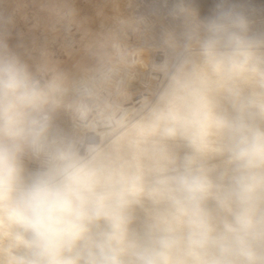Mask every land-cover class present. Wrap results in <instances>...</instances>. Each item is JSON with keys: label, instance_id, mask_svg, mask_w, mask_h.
I'll list each match as a JSON object with an SVG mask.
<instances>
[{"label": "clouds", "instance_id": "9594fccd", "mask_svg": "<svg viewBox=\"0 0 264 264\" xmlns=\"http://www.w3.org/2000/svg\"><path fill=\"white\" fill-rule=\"evenodd\" d=\"M166 15L161 83L133 114L104 93L123 95L147 17L98 34L80 80L0 35V264H264V30L230 0Z\"/></svg>", "mask_w": 264, "mask_h": 264}, {"label": "bare ground", "instance_id": "6f19581e", "mask_svg": "<svg viewBox=\"0 0 264 264\" xmlns=\"http://www.w3.org/2000/svg\"><path fill=\"white\" fill-rule=\"evenodd\" d=\"M85 1L0 0V35L5 39L9 48L19 54L30 65H38L47 60L63 70L70 79L80 80L90 75L96 66V59L89 48L94 38L98 34L114 30L118 19L131 18L129 12L123 11L128 0ZM52 8L59 9L65 19L71 18L73 25L75 24L73 26L75 30L72 28L73 31H67L69 33H66L65 30L68 29L65 27V24H67L66 20L53 14L50 11ZM70 11L74 12L75 15L73 17L68 16ZM43 31H53L56 34L62 33V43L57 49V53L47 43L39 41L38 35ZM35 52L36 56L31 57ZM155 57L156 53L153 56L154 67L160 62V59L158 60ZM147 59H149V54L147 53L136 54V63L133 67L136 70L137 68L140 69L142 67L140 65L145 64ZM153 73V76L157 77L159 75L156 69L153 70ZM155 80L154 77L151 79L152 85L156 83L157 80ZM136 94L137 92L133 93V95ZM139 98L141 99V96ZM146 99H148L147 96L143 94L140 101L141 104ZM140 106H132L131 108L134 109L130 114L135 113ZM121 108L123 109V107ZM79 134L86 135L87 133ZM24 163L27 170L33 169L34 164L37 165V161L31 158H25Z\"/></svg>", "mask_w": 264, "mask_h": 264}, {"label": "rangeland", "instance_id": "374dc122", "mask_svg": "<svg viewBox=\"0 0 264 264\" xmlns=\"http://www.w3.org/2000/svg\"><path fill=\"white\" fill-rule=\"evenodd\" d=\"M189 2L191 6L197 10L198 15L203 19L211 16L215 12L219 0H189ZM171 3L172 0H167V3H165V0H128V2L125 4V7L123 8L124 12L127 11L130 13L131 18L145 16L149 19L152 24L151 28H142L140 32H132L131 30H128L127 35L125 37V42L127 43L130 49L134 50L135 52L138 51L136 52L137 54H149V59L145 61V64L140 65L142 66L140 67V69L137 68L136 70L135 67H132L122 73L123 95L117 96L114 89H109L104 93L105 97H107L112 102H116L120 107H123V110L127 111L129 114L134 109L131 108L132 106L138 107L139 105H141L140 101L142 99L143 94L146 95L147 98H150L153 92L161 83V77L159 76L160 74L157 75L158 78L156 76H153V70L156 69V67L153 66V56L156 53L155 58L160 59V62H158V64L162 62L163 53L159 49L161 32L164 27L174 23L171 18L167 17L166 15L167 8L171 6ZM230 3L241 8L247 14H249L251 19L254 21V30H264V0H230ZM70 19L64 18V20H66L67 22V24H65V27L68 28L65 30L66 33H69L67 31H73V29L75 28L73 27L75 24L73 25L71 21L72 19ZM61 34L62 33L56 34L53 31H43L40 33V35H38V38L39 41L47 43V45H49L52 50L57 53V49L62 43ZM150 51L152 54L150 53ZM35 56L36 52L31 55V57ZM134 59H136V56L134 57ZM145 67L146 69H144ZM137 73L139 77L137 76ZM153 77L157 81L155 80L156 83L152 85L151 79ZM135 92H137V94L133 95V93ZM140 93L141 95H139ZM139 96H141V99L139 98ZM56 123L65 131L69 133L74 132L73 121L68 113L61 112L57 117ZM34 165L33 169H28V171H34L39 167L38 162L35 167Z\"/></svg>", "mask_w": 264, "mask_h": 264}]
</instances>
